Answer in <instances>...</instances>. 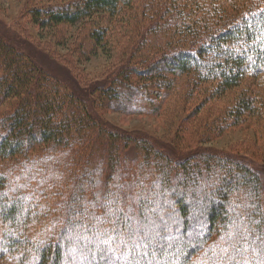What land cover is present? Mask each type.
Segmentation results:
<instances>
[{"label": "trees", "instance_id": "1", "mask_svg": "<svg viewBox=\"0 0 264 264\" xmlns=\"http://www.w3.org/2000/svg\"><path fill=\"white\" fill-rule=\"evenodd\" d=\"M25 14L39 31L92 22L82 56L132 34L98 103L160 117L177 97L185 115L170 146L108 129L91 89L70 90L0 32V263L116 264L101 258L109 248L119 264H264V0H76ZM245 127L259 150L205 148Z\"/></svg>", "mask_w": 264, "mask_h": 264}, {"label": "rangeland", "instance_id": "2", "mask_svg": "<svg viewBox=\"0 0 264 264\" xmlns=\"http://www.w3.org/2000/svg\"><path fill=\"white\" fill-rule=\"evenodd\" d=\"M73 1L76 0H0V32L18 36L15 38H20L19 40L26 44V49L33 54L35 61L65 81L70 90L81 96L88 95L92 91V96H95L93 112L99 115L108 129L118 130L132 138L153 139L165 146H170L172 143L177 144L176 136L180 135L181 120L185 115L179 108L180 103L177 97L171 99L167 106L169 110L160 117H152L144 112L129 113L115 107H102L98 103L94 89L110 84L107 81L111 77H108L119 68L127 57L125 55L132 49V34H118L120 35L118 41H109L104 48L82 56L84 47L89 48L91 44L88 38H84L90 32L92 22L86 21L76 27L39 31L32 27L30 18L25 14L26 8L33 3L58 6ZM134 30L133 26L131 32ZM106 104L110 106V103L106 102ZM148 111L151 109L149 108ZM197 123L198 118H195L192 125ZM256 132L258 128L255 130L253 127L232 129L218 139L212 138L205 148L227 152L259 150L258 146L263 144L258 143L259 135ZM189 141L190 144L196 143L192 135ZM1 234L2 225L0 223V238ZM0 264L7 263L1 262Z\"/></svg>", "mask_w": 264, "mask_h": 264}, {"label": "snow or ice", "instance_id": "3", "mask_svg": "<svg viewBox=\"0 0 264 264\" xmlns=\"http://www.w3.org/2000/svg\"><path fill=\"white\" fill-rule=\"evenodd\" d=\"M136 231L133 229H129L127 232V238H128V243L131 244L132 249L134 250L136 247L140 246L142 247L143 245L140 244V241L136 239ZM164 245L160 246V251H163ZM101 258L105 259L106 261H115L116 264H119V261L122 259V257H115L112 254V250L109 248H104L101 249Z\"/></svg>", "mask_w": 264, "mask_h": 264}]
</instances>
